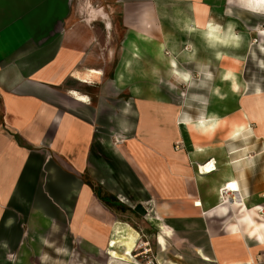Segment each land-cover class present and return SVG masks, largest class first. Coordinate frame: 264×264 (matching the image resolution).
I'll return each mask as SVG.
<instances>
[{
	"label": "crops",
	"instance_id": "1",
	"mask_svg": "<svg viewBox=\"0 0 264 264\" xmlns=\"http://www.w3.org/2000/svg\"><path fill=\"white\" fill-rule=\"evenodd\" d=\"M70 1L0 0V264H100V257H110L108 244L118 222L128 225L137 236L139 232L155 233L156 237L161 234L165 242V228L174 239L183 232L208 231L207 244H193L194 252L200 249L210 259L201 260L194 253L202 264L252 261L256 250L264 246L250 241L243 231L239 237L226 231L227 221L236 220L239 212L226 205L228 216L219 215V201L209 190L214 180H223L221 164L229 158L241 194L252 202L255 199L256 192L248 191L246 167L244 171L235 169L246 159L237 160L236 150L234 159L230 158L229 149L236 146L233 140L225 141L223 151L197 155L195 161L189 156L190 142L217 147L220 139L208 141L202 137L188 142L186 150L168 151L162 156L154 146L143 157L134 155L136 161L126 155L127 148L121 147L122 154L132 160L136 169L140 168L139 174H147L151 181H146V186L154 197L151 203L157 224L149 221L147 214L134 210L141 201L130 206L145 224L136 227L126 220L130 213L126 212L123 219L113 208L125 205L117 202L107 183L105 161L99 155L107 139L105 135L97 136L96 128L107 125L106 107L112 111L118 103L123 114L131 105V97L135 107H148L146 116L137 122V128L139 122L148 126L143 139L155 145L170 133L171 126L176 128L177 118L165 103L138 99L137 94L161 86L151 82L153 76H173L168 63L171 56L179 71L184 72L178 60L179 41L169 36L163 39L156 58L164 59L162 64L149 63L153 58L150 53L137 51L123 74L125 81L120 84L115 79L124 50L133 46L137 50V46L148 43L149 31L154 27L162 28L166 34L163 27L168 26V18L173 25L176 23L171 10H188L194 19V3L208 9L214 7L224 15L223 27L240 24L252 32L259 26L258 17L264 18V14L246 9L238 0H105L102 8L85 4L87 15L83 16L73 15ZM115 2L122 24L129 32H136L135 37L131 35L122 44L118 43L111 21ZM233 33L239 37L236 31ZM121 45L124 48H116ZM164 48H168L169 57L163 55ZM88 70L100 72L95 75V84L75 76ZM136 77L147 79V83H137ZM173 78L182 84L180 77ZM105 87L113 97L119 95L112 104L103 97ZM70 91L84 94L90 102L76 100ZM164 108L170 113L163 112ZM116 115L108 123L127 132L131 122ZM138 131L141 133L139 128ZM132 149L135 151L133 146ZM215 153L217 159L213 158ZM208 160L214 165L206 171L203 167ZM198 175L203 180H198ZM106 194L115 198L110 199L109 205L100 199ZM198 200L203 205L196 207L194 202ZM260 205L264 206V199ZM218 220L222 226L216 236ZM156 258L158 264H179L173 258L165 260L163 255Z\"/></svg>",
	"mask_w": 264,
	"mask_h": 264
},
{
	"label": "rangeland",
	"instance_id": "2",
	"mask_svg": "<svg viewBox=\"0 0 264 264\" xmlns=\"http://www.w3.org/2000/svg\"><path fill=\"white\" fill-rule=\"evenodd\" d=\"M70 2L72 3L71 11L73 12V15L74 13H77L86 16L87 12L85 11V4L90 3L92 6L97 8L98 5L100 6L101 3L103 5V3L106 1L71 0ZM117 5L118 3L115 2L116 7L113 9L114 12L112 11L113 18H111V21L117 33L118 43L122 44L125 40H129L128 38H130L131 35L132 37H135L136 32L135 30H132L133 33L129 32L127 27L125 28V26L122 24L123 19L122 17H119L121 14L119 13L120 10L118 11ZM82 7L83 10H81ZM102 7L103 6H100L99 8ZM171 12L172 15H174L173 19L176 23L173 25L170 21L172 19H167L169 24L168 26L163 27L166 34L162 32V28L159 29L154 27L150 29V33L148 34L150 37L149 42H146L145 45L142 44L137 46L140 48L137 49V51H143L144 53L149 52L150 57H153L149 60V63L151 62L156 64L159 61L162 64L164 59L156 60L158 53L160 52L159 47L162 46L163 39L168 38V36L173 37L175 41H179L180 43L181 51L179 52L180 55L178 56V60H180L182 70L188 74L189 83L185 82L181 84V81H176L172 75L168 74H162V76H153L151 82L161 84V86H152V90L147 89L145 92L142 91L138 93L137 96H141H139L138 99L147 100L151 98L153 99V102L161 101L162 103H165V105L168 106V109L172 111L173 116H175L177 119H180L181 116H188L190 118L196 119L211 109L217 111L220 116L227 118L232 117L239 114L240 111H242L241 109L245 107L246 104H251V100L256 93H261L264 98V34L260 31L262 28H264V18L262 16L258 17L257 21L259 26L254 32L240 24L234 26L230 25L232 27V32L236 31V34L240 37L239 40L242 42V46H244L242 52L239 53V55L243 57L244 62L242 68L239 70V78L241 86L243 87V92H241L242 95L234 97L233 94H231V88L228 86V84H223L218 78L220 75L219 63L216 62L212 54H209L205 47H203L196 36H192L191 34H188V31H186L184 20L187 18L193 19L194 15H191L188 10L180 11L178 9L177 11L171 10ZM252 24V22H249V26H252ZM228 27L229 24H225L224 29L228 31ZM172 34L174 36H171ZM116 48L124 47L121 45L118 47L116 46ZM162 53L165 57H169L170 55L168 48H166V50L164 48ZM209 75H211V79H209ZM135 80L137 83H147V79H142V77H136ZM216 85H218L219 88L214 91L213 87ZM220 90L225 91L226 94H228L227 97L222 98L218 96V92ZM104 92L105 95L103 97H105V99L111 104L114 100L118 99L119 95L116 94L113 97V94L108 87H105ZM122 95H124L123 92L120 93V96L122 99H124ZM130 102L131 105H129L128 109L124 111L126 113L125 115L124 112L122 114L119 110L118 103L115 105L114 110L112 111L106 107L104 113L106 117L105 123L107 125L96 128V134H99L97 136H106L107 141L102 147L101 154L99 155H102V158L105 161V170L109 177L107 178V183L111 186V192L114 193L117 202L119 201V203L125 205V207L119 205L117 207L116 205H113V208L118 215L123 216V219L126 217V212L130 213L131 215L126 217V220L136 227H144L145 224L137 216L138 214H136L130 208L132 205L123 201L121 195L131 202L142 201L148 206L152 205L151 202L154 201V197L146 186V181H151L147 174V179L145 174H139L138 170L140 168L136 169L134 163L132 164L131 162L132 160H130L129 157L127 158L126 155H129L130 158L132 157V159L135 160L137 155L142 156L145 152H149L155 146V148H157L159 151V154L162 156L168 151L174 153L180 152L181 150H186L187 145L189 144L188 142L196 141V139H202H195L193 135L185 139L177 126L176 128L171 126L170 133L167 134L164 139H158L155 142V145H152L151 140L147 141L143 139L145 138L143 137L144 134H146L148 131V126L143 125L144 123L140 124L139 122L138 128L142 134L137 128L138 119L144 118V115L148 113V107H135L133 97L130 98ZM77 110L80 111V108L77 107ZM114 115H116L117 118H120V116L128 118L131 122L132 130L129 128L127 132H122L121 130L112 127V125H110L108 122H112ZM108 124L110 126H108ZM248 125L250 131H246L243 136L233 140L236 143V146L240 145L242 148H238L236 146L232 148L230 147L229 152L232 153L230 158L234 159L233 152L236 150L235 152L237 154H235V158H237V160L246 159L242 164L238 163L235 169L238 171H244L247 169V182L249 187L248 191L250 193L256 192L253 202L262 204L264 199V131L252 120L248 122ZM178 129L180 133L178 132ZM221 135L222 132H218L214 137L215 140L220 139ZM132 146L135 148V151L132 149ZM121 147L127 148L125 156L124 153L122 154L120 151ZM217 155L218 154L215 153L213 158L217 159ZM61 163L64 165V169H68L63 162ZM156 163L159 164V161H156ZM151 175H154V173ZM87 182L90 185L92 184L89 180ZM257 212L258 217L262 219V217H264V211ZM232 213L234 214V212ZM220 221L221 220L216 221L215 224L217 228L216 231L218 232V235L216 234V236H219V230L222 226ZM165 230L168 231L166 228ZM172 236L173 235L171 232L167 233V235L165 234L164 237L167 239V241L164 243V247H161L158 244L155 233L147 234L146 232H139L137 237H140L141 240L147 241L149 243L151 250L150 254H152L156 260H158L156 257L159 258L160 255H163L165 260L173 258L174 261L176 259L179 264H202L200 260H197V256L194 255L195 252L193 251V244H207L209 241L208 231H201L197 233H179V235H177L175 238L176 240L173 238L174 236ZM109 258L107 260L105 257H100V264L108 263ZM253 258L254 259L251 262L244 264H264V247L258 248L254 253Z\"/></svg>",
	"mask_w": 264,
	"mask_h": 264
},
{
	"label": "bare ground",
	"instance_id": "3",
	"mask_svg": "<svg viewBox=\"0 0 264 264\" xmlns=\"http://www.w3.org/2000/svg\"><path fill=\"white\" fill-rule=\"evenodd\" d=\"M238 2L241 3L243 7L252 12L264 14V3H262V0H238ZM192 12H194L197 17H195L193 20L189 18L184 20L187 31H189L192 36H196L199 42L203 45V47H205V49L212 54L215 61L219 63L220 75L218 78L223 84H228V86L231 88V94H233L234 97L242 95L241 92H243V87L241 86L239 78V70L244 64L243 57L239 55V52L242 50L243 47L242 42H240L239 39L234 43L231 41L227 44L221 42L226 36L236 35L233 32L229 34L228 31L224 29V15L220 14V12L216 8L212 7L208 9L198 3H194L192 6ZM209 25H211L212 28L219 26L220 32L212 33V36L218 37L217 39H213L212 36L209 35V33L211 32ZM261 33L264 34V28L261 29ZM136 53L137 50L134 46L131 47L129 51H123V54L118 63L119 69L115 74V79L118 83L122 84L125 81L123 74L125 71H127L128 68H130V60L132 57L136 56ZM168 63L170 66L171 73H173V76L177 77L175 75V73L177 72L185 74L184 72L179 71L177 63L175 62L172 56L168 59ZM229 72L232 73V76L235 78L236 83L239 86V89L236 92H233L232 90V80L224 79V76L227 75ZM99 74V71L97 72L95 70H88L87 73L83 75L76 73L75 76L82 80V82L84 81L88 84H95V75ZM185 82L189 83V79L187 81L182 80V83ZM217 88H219L218 85L214 86L213 90L216 91ZM218 93L219 95H217L222 98L227 97L228 95L223 90H220ZM70 94L73 98L78 101L87 103L90 102L89 97L85 96L84 94L81 95L75 91H70ZM251 102L252 103L249 105L246 104V106L241 109L242 111H240L239 114L228 118L220 116L217 111L211 109L207 113L202 114L196 119L190 118L188 116H181L180 119H176L175 124L182 129L183 136L185 137V139L189 137V134H193L195 139L203 137L208 141H212L218 132H222L217 147H215L214 145L203 146L194 142H190V158L195 161L194 157H197V155L210 156L212 152L216 149H221L223 151L226 143L225 141L233 140L228 136V133L232 131L234 125H245L246 128L249 129L248 122L252 120L256 123L257 126L261 127L264 131V98L262 94L256 93L252 98ZM166 111L167 108H164L163 112ZM186 117L190 118V120H188ZM201 117H203L205 120H209L212 117H215L217 120H224V124L218 127L214 131V133L210 135L204 134L196 127ZM245 133L246 131L242 133L241 136H243ZM211 161L212 160H208V163H205L203 167L204 170L209 171L213 168L214 163L213 161ZM221 166L224 168V172L222 175L223 180H214V182L210 185L209 190H211L213 196H215L217 201H219V204L217 205L219 206L218 211H221L219 215L228 216L230 210L227 208L226 205L232 206V208L236 209L239 212L238 216L236 217V220L227 221L225 225L226 231L228 233H233L235 236L238 237L240 236L241 231H243L244 236L247 237L250 241L254 242L257 245L264 246V217H262V219L259 218L257 212L264 211V206L250 201L249 197L241 194V191L238 187L237 179L233 174L232 163L229 158L223 161ZM197 179L203 180L200 175L197 176ZM230 184H234L236 186L235 190H232L228 187ZM225 193L226 196H224ZM230 195L232 198H230ZM121 198L123 199V201L130 203V205L134 204V202H131L125 197ZM142 205L148 210L147 219L157 224V219L153 215L155 212V208H153L152 205H146L145 202H142ZM194 205L198 207L202 206L203 203L198 200L194 202ZM162 231L166 235L167 233H169L166 230ZM136 238L137 234L134 233V231L128 225L122 224L120 222L116 223L113 228L112 237L110 238L108 244V254L110 255L109 264L119 263L120 259L126 261L129 260L131 258L130 252L135 244ZM157 240L160 246L164 247L165 240L163 239V236L161 234L158 235ZM195 253L201 260L210 262L209 257L203 254L200 249H197ZM162 260V258L159 259L160 263L163 262ZM169 262L171 264H177L173 261ZM248 262H251V260L249 259ZM220 264H239V262L231 261L222 262Z\"/></svg>",
	"mask_w": 264,
	"mask_h": 264
},
{
	"label": "clouds",
	"instance_id": "4",
	"mask_svg": "<svg viewBox=\"0 0 264 264\" xmlns=\"http://www.w3.org/2000/svg\"><path fill=\"white\" fill-rule=\"evenodd\" d=\"M262 3H264V0H262ZM209 28L211 29V32L209 33L210 36H212V33H218L220 32V28L219 26L215 27V28H212L211 25H209ZM232 32V27L229 26L228 28V33L230 34ZM213 39H217L218 37H215V36H212ZM239 39V37L237 36H226L221 42L222 43H229L230 41L231 42H235ZM222 58V57H220ZM175 75L177 77H180V79L184 80V81H187L189 79L188 77V74H181L179 72L175 73ZM209 79H211V75H209ZM224 79L225 80H229L231 79L232 80V90L233 92H236L238 91L239 89V86L238 84L236 83V80L235 78L232 76V73L229 72L227 75L224 76ZM188 120H190V118L186 117ZM224 124V120H217L215 117H212L211 119L209 120H205L203 117L200 118L199 120V123L198 125H196V127L204 134H212L214 133V131L222 126ZM245 131H250V129H247L245 125H239V126H236L234 125L233 128H232V131L228 133V136L235 140L237 139L238 137L241 136L242 133H244Z\"/></svg>",
	"mask_w": 264,
	"mask_h": 264
},
{
	"label": "built area",
	"instance_id": "5",
	"mask_svg": "<svg viewBox=\"0 0 264 264\" xmlns=\"http://www.w3.org/2000/svg\"><path fill=\"white\" fill-rule=\"evenodd\" d=\"M151 250L147 241L137 237L134 246L131 249L129 260L120 259L119 263L111 264H158L155 257L150 254ZM110 259L107 264H109Z\"/></svg>",
	"mask_w": 264,
	"mask_h": 264
},
{
	"label": "water",
	"instance_id": "6",
	"mask_svg": "<svg viewBox=\"0 0 264 264\" xmlns=\"http://www.w3.org/2000/svg\"><path fill=\"white\" fill-rule=\"evenodd\" d=\"M133 208H134V210H135L137 213H139V214H141V215H143V216L147 214V209L144 208V207L142 206V204H140V203L135 204Z\"/></svg>",
	"mask_w": 264,
	"mask_h": 264
},
{
	"label": "trees",
	"instance_id": "7",
	"mask_svg": "<svg viewBox=\"0 0 264 264\" xmlns=\"http://www.w3.org/2000/svg\"><path fill=\"white\" fill-rule=\"evenodd\" d=\"M100 199H102L105 202V204L109 205L110 199L114 200L115 198L110 194H106V196H104V197L102 196V197H100Z\"/></svg>",
	"mask_w": 264,
	"mask_h": 264
},
{
	"label": "snow or ice",
	"instance_id": "8",
	"mask_svg": "<svg viewBox=\"0 0 264 264\" xmlns=\"http://www.w3.org/2000/svg\"><path fill=\"white\" fill-rule=\"evenodd\" d=\"M81 99H84V98H81ZM228 187H229L230 189H232V190H235V188H236V186H235L234 184H230Z\"/></svg>",
	"mask_w": 264,
	"mask_h": 264
}]
</instances>
